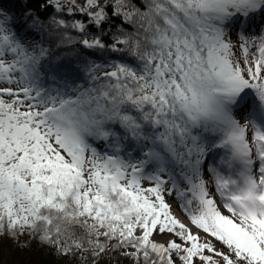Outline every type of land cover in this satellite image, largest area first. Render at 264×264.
<instances>
[{"label": "snow or ice", "instance_id": "snow-or-ice-1", "mask_svg": "<svg viewBox=\"0 0 264 264\" xmlns=\"http://www.w3.org/2000/svg\"><path fill=\"white\" fill-rule=\"evenodd\" d=\"M0 264H264V0H0Z\"/></svg>", "mask_w": 264, "mask_h": 264}, {"label": "bare ground", "instance_id": "bare-ground-1", "mask_svg": "<svg viewBox=\"0 0 264 264\" xmlns=\"http://www.w3.org/2000/svg\"><path fill=\"white\" fill-rule=\"evenodd\" d=\"M177 215L180 216L181 219H185V217L183 216L182 213L179 212V210H177ZM185 222L187 223V220L185 219ZM195 231V229H194Z\"/></svg>", "mask_w": 264, "mask_h": 264}, {"label": "rangeland", "instance_id": "rangeland-1", "mask_svg": "<svg viewBox=\"0 0 264 264\" xmlns=\"http://www.w3.org/2000/svg\"><path fill=\"white\" fill-rule=\"evenodd\" d=\"M242 118V117H241ZM219 247V245H217Z\"/></svg>", "mask_w": 264, "mask_h": 264}]
</instances>
